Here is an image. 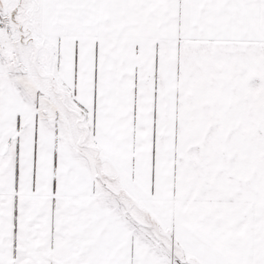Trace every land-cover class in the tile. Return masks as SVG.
<instances>
[{
  "label": "snow or ice",
  "instance_id": "obj_1",
  "mask_svg": "<svg viewBox=\"0 0 264 264\" xmlns=\"http://www.w3.org/2000/svg\"><path fill=\"white\" fill-rule=\"evenodd\" d=\"M0 264H264V0H0Z\"/></svg>",
  "mask_w": 264,
  "mask_h": 264
}]
</instances>
